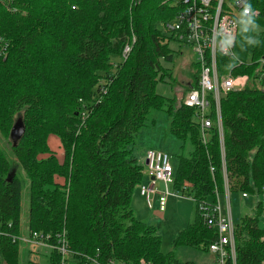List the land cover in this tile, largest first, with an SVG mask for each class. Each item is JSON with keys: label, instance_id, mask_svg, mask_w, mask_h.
I'll use <instances>...</instances> for the list:
<instances>
[{"label": "trees", "instance_id": "trees-1", "mask_svg": "<svg viewBox=\"0 0 264 264\" xmlns=\"http://www.w3.org/2000/svg\"><path fill=\"white\" fill-rule=\"evenodd\" d=\"M228 1L233 0H224V9ZM172 2L10 0L14 11L0 4V36L8 42L6 57H0V140L9 147L8 155L0 143V264H19L25 188L29 235H49L55 245L47 264H195L180 260L174 249L208 252L216 238L198 203L215 201L225 183L230 198L264 194V91L251 81L222 96L221 132L211 104L212 125L203 141L195 110L184 98L155 90L167 76L161 59L171 57L173 39L162 24L179 9ZM251 3L259 29L244 25L236 13L235 57L216 55L219 74L232 70L253 78L256 60L264 55V0ZM194 67L192 88L199 79ZM152 111L165 113L168 133L181 144L172 189L196 206L193 220L165 253L157 226L132 210L146 176L136 136L149 126ZM17 118L25 131L13 146L9 132ZM50 137L60 152L52 150ZM262 212L258 201L252 214L234 222L237 264H263ZM60 239L68 249L64 257L56 248Z\"/></svg>", "mask_w": 264, "mask_h": 264}, {"label": "built area", "instance_id": "built-area-1", "mask_svg": "<svg viewBox=\"0 0 264 264\" xmlns=\"http://www.w3.org/2000/svg\"><path fill=\"white\" fill-rule=\"evenodd\" d=\"M224 0H173L172 5L179 9L175 16L162 24L163 30L172 37L173 41L188 46L194 54V63L199 67V79L196 87L191 88L185 95L183 104L195 110L196 122L199 124L203 141L205 130L211 127L212 120L207 116L212 108L215 111L216 123L221 132L220 99L231 91H239L245 88L251 81L264 91V55L256 60L257 68L254 77L247 74H234L232 70L219 74L217 70L216 55L232 56L237 34L236 13H240L245 0H233L226 2L229 8H223ZM225 4V5H226ZM257 14L255 10L254 15ZM0 36V57L5 56L7 44ZM134 41V38L131 39ZM228 41V43H224ZM131 43H127L122 51V58L126 59L131 49ZM238 63H242L237 60ZM213 169L211 168V171ZM144 174L149 177L148 183L138 185L139 194L144 197L149 208H153L152 196L157 195L158 210L164 211L168 197H186L180 191L170 188L173 184V166L171 157L161 150L147 149L144 157ZM160 182L162 189H157ZM248 193H241L242 198H247ZM215 193V201H202L197 205V211L208 228L213 229L217 236L209 243L208 252L214 255L216 264H237L236 247L234 238V222L231 214L230 193L225 183L223 199ZM264 228V221H263ZM31 239L42 245L53 248L49 243V235L40 237L39 233H32ZM20 239V238H19ZM264 241V233L261 236ZM60 239V245H56L63 257L67 255V245ZM264 264V261L262 262ZM140 264H148L141 260Z\"/></svg>", "mask_w": 264, "mask_h": 264}, {"label": "rangeland", "instance_id": "rangeland-1", "mask_svg": "<svg viewBox=\"0 0 264 264\" xmlns=\"http://www.w3.org/2000/svg\"><path fill=\"white\" fill-rule=\"evenodd\" d=\"M9 3L10 0H0V4L4 8H6L8 11H14L15 9H11ZM2 41L8 45V42L4 38L2 39ZM7 48L5 56H2V58L6 57ZM169 48L171 49V57L167 59H161V65L167 76L163 81H159L157 83L155 90L157 94L163 97H176L178 100H181L184 98L186 92L189 91V88H192L191 85L194 84L195 81L193 77V75L195 74V67L194 65L190 64V61L193 59L194 55L192 54V51L188 46H183L172 40H170L169 42ZM187 79L190 82L188 85ZM148 123V127H143L137 133V149L140 152H145V150L150 148L160 149L162 152L167 153L171 157V164L174 167L177 161L176 156L177 154H180L181 144L176 139H174L167 131L169 118L165 115V113L152 111L148 115ZM9 140L11 141L10 138ZM0 143L9 155L8 142L6 140H0ZM52 145L54 146V144ZM188 150L189 146L186 145L185 153ZM17 172L21 177L25 175L22 169H20L19 167L17 169ZM171 186L172 185H170V188ZM156 187L162 189V184L158 182L156 184ZM220 198L221 204L223 206V196L221 195ZM258 201H261L263 205V212L259 222L260 227H262L264 221V194H249L247 195V198H242L241 195H231L230 205L233 222H237L245 215L252 214ZM22 206V216L24 220L25 213L27 215L28 212V197L26 188L23 190ZM155 207L152 209H148L147 205H145V207H140L137 209L134 205V201H132V210L135 216L142 221L157 226L158 234L161 239V250L164 253L169 252L173 249L172 240L174 239L178 231L181 228L185 227L188 222L193 220L196 212V206L194 201L189 197H168L165 210L163 212L161 211L162 213L157 212V208ZM23 228L25 229V223L23 224ZM23 236L26 235L24 234ZM22 238L19 239L20 243L17 259L19 261V264H26V262H28L29 260L25 261V249H27V247H24L29 246L30 244L28 242L32 241V239L31 235ZM47 245H51V242L49 241ZM174 252L182 261H190L194 262L195 264H216L214 255L200 249L180 247L178 249H174ZM49 255L50 249L42 250L39 255V260H37V264H47Z\"/></svg>", "mask_w": 264, "mask_h": 264}, {"label": "crops", "instance_id": "crops-1", "mask_svg": "<svg viewBox=\"0 0 264 264\" xmlns=\"http://www.w3.org/2000/svg\"><path fill=\"white\" fill-rule=\"evenodd\" d=\"M192 51V50H191ZM193 54V52H192ZM194 55V54H193ZM190 64L191 65H194V56H193V59L190 61ZM190 82L188 81L187 79V85L189 84ZM49 143H50V146L52 148V150H56V151H59L60 152V147H59V142L58 140L55 138V137H50L49 138ZM54 144V146L52 145ZM151 149H156V150H160V149H157V148H151ZM139 151V150H138ZM146 151V150H145ZM144 155H145V152H140L139 151V159L140 161H142L144 163ZM144 183H148L149 182V177L146 175L144 177ZM157 188V187H156ZM159 190V188H157ZM171 189H172V186H171ZM136 194H134V197L132 199V201H134V205L135 207L138 209L140 207H145L146 202L144 201V197H142L140 194H139V191L138 189L136 190ZM175 198V197H174ZM180 198H184V197H180ZM152 204H153V208H157V212L159 213H162L161 211L158 210V204H157V195H153L152 196ZM167 202V201H166ZM166 206V205H165ZM148 207V206H147ZM148 209H152V208H149ZM165 210V209H164ZM26 220H27V215L25 213V219L23 220L22 219V231H21V237H27L29 235L28 231H27V228L25 226V229L23 228V224L25 223L26 225ZM192 221V220H191ZM182 229V228H181ZM180 229V230H181ZM26 235V236H23V235ZM23 239V238H22ZM24 242V241H23ZM25 243V242H24ZM30 245L29 246H25L24 248L27 247V249H25V261L26 260H29L28 262H26V264H37V260H39V255L40 253L42 252V250L44 249H49V247L47 246H44L42 245L40 242H34V241H29L28 242Z\"/></svg>", "mask_w": 264, "mask_h": 264}, {"label": "clouds", "instance_id": "clouds-1", "mask_svg": "<svg viewBox=\"0 0 264 264\" xmlns=\"http://www.w3.org/2000/svg\"><path fill=\"white\" fill-rule=\"evenodd\" d=\"M254 13H255V10L252 6L251 0H245V2L243 3V5L241 7L240 13H239V15L242 18V23L244 25H251L253 30H258L259 25L256 24V18H255ZM243 30L248 31V28L245 27ZM224 43H228V41H224ZM248 43L255 45V44L259 43V41L249 39Z\"/></svg>", "mask_w": 264, "mask_h": 264}, {"label": "water", "instance_id": "water-1", "mask_svg": "<svg viewBox=\"0 0 264 264\" xmlns=\"http://www.w3.org/2000/svg\"><path fill=\"white\" fill-rule=\"evenodd\" d=\"M24 131L25 128L21 118L16 119L9 133V138L11 139L13 146L17 145L19 139L24 134Z\"/></svg>", "mask_w": 264, "mask_h": 264}]
</instances>
